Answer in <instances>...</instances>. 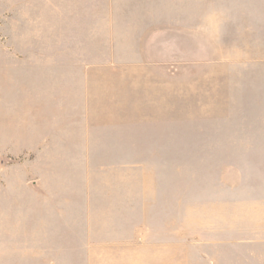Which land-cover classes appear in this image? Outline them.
<instances>
[{
	"label": "rangeland",
	"instance_id": "1",
	"mask_svg": "<svg viewBox=\"0 0 264 264\" xmlns=\"http://www.w3.org/2000/svg\"><path fill=\"white\" fill-rule=\"evenodd\" d=\"M253 102L264 0H0V264H264Z\"/></svg>",
	"mask_w": 264,
	"mask_h": 264
},
{
	"label": "crops",
	"instance_id": "2",
	"mask_svg": "<svg viewBox=\"0 0 264 264\" xmlns=\"http://www.w3.org/2000/svg\"><path fill=\"white\" fill-rule=\"evenodd\" d=\"M257 105L258 103L255 102L248 103L247 105H244L241 112H239L235 127L237 131V139L241 138V134L243 135L244 139H264V129L262 130L261 122L260 120H258V113L260 112L257 111L259 108ZM216 127L217 130L215 134L213 133V131H211L210 133L208 131L207 134V155L210 156L211 159L213 155L220 156V165L224 166L227 162L229 166H232V168L238 173L240 182L253 180L255 183L258 182L259 185L264 186V146L246 148L239 147L236 149H232L233 152L235 151V154L230 153L226 151L225 147L223 146L225 139L227 138V136L225 135L224 121L221 120V125ZM231 129L232 128L230 126L229 130ZM214 140L215 142H213ZM226 155H236L238 159L236 160V162H232V160H226V158H224ZM242 186L244 187V185ZM244 201H248L249 203L255 202L249 199H245ZM260 202L264 203V200H261Z\"/></svg>",
	"mask_w": 264,
	"mask_h": 264
}]
</instances>
